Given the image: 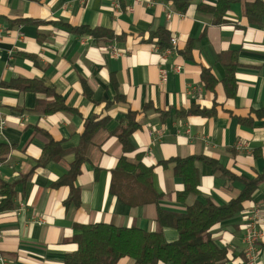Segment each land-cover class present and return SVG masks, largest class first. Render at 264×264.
Instances as JSON below:
<instances>
[{
    "label": "crops",
    "instance_id": "crops-1",
    "mask_svg": "<svg viewBox=\"0 0 264 264\" xmlns=\"http://www.w3.org/2000/svg\"><path fill=\"white\" fill-rule=\"evenodd\" d=\"M252 2L264 0H230L223 13L219 0H189L183 10L172 0H0L6 120L0 144L7 148L0 154V203L4 184L13 185L11 207L0 211L1 255L12 264H64L65 255L77 249L72 238L81 225L155 231L158 208L184 213L195 202L223 205L245 181L264 173V15L248 19L245 7ZM69 26L103 28L113 36L79 34ZM161 30L167 33L164 44L177 39L164 57L152 48L166 47L153 35ZM110 44L119 56L108 53ZM231 62L232 80L226 82L225 65ZM22 80L53 90L71 110L42 112L37 105L50 104L54 93L13 86ZM195 108L205 112H191ZM129 110L136 112L138 128L126 158L152 168L158 204L129 206L109 191L123 154L114 131ZM91 118L102 125L73 182L79 206L66 205L70 187L55 182L67 173L83 123ZM49 140L64 154L43 162ZM188 156L211 159L221 170L196 160L197 192L180 199L184 185L173 159ZM257 205L264 230V181L240 213L211 228L213 240L226 249L227 264H243L245 219ZM162 232L166 241L177 239L173 227ZM257 260L264 264V238ZM118 264L135 263L122 258Z\"/></svg>",
    "mask_w": 264,
    "mask_h": 264
},
{
    "label": "trees",
    "instance_id": "trees-1",
    "mask_svg": "<svg viewBox=\"0 0 264 264\" xmlns=\"http://www.w3.org/2000/svg\"><path fill=\"white\" fill-rule=\"evenodd\" d=\"M188 1L172 0L180 10L184 9ZM229 2L230 0H226L225 4L222 5L219 0V13H223L227 9ZM245 13L250 21L261 17L264 15V2L246 4ZM69 29L79 34H88L94 37L113 36L112 32L103 28L69 26ZM153 35L158 36L161 46L168 45V42L163 43V40L167 38L165 31L161 30ZM229 55L232 59L233 54L229 53ZM225 66V81H231L235 62ZM6 85L10 86L9 83ZM13 86L21 90L54 93L53 90L33 80L16 81ZM53 96L54 100L50 104L37 105V108L44 113L71 110L60 95L54 93ZM191 112L204 113L205 111L195 108ZM125 119L124 125L119 126L114 131L121 144L123 154L112 171L109 191L129 206L148 203L158 204L161 196L153 187L152 168L139 161L130 162L126 158V154L133 150L131 134L138 128L136 112L129 110ZM83 125L80 142L73 150L75 158L67 173L55 182L56 185L67 184L70 187L69 197L65 201L66 205L79 206L78 189L74 187L73 182L79 175L81 164L85 160V149L102 124L100 121L91 118L86 119ZM58 148V143L49 140L40 160L46 162L51 159H60L64 152ZM6 150L7 148L0 144V154ZM199 159L207 162L214 169L221 170V166L215 161L204 160L199 156L173 159L175 163L174 173L182 178L184 185L183 190L177 195L180 199L189 193L197 192L198 174L194 162ZM261 181H264V173L252 180L245 181L244 188L238 196L223 205H217L210 201L205 204L195 202L187 207L184 213H175L158 208V228L151 232L136 226L118 227L105 223L81 225L72 238L77 244V249L66 254L63 262L64 264H118L122 258H130L135 264H227L226 249L220 247L213 240L210 230L214 225L240 213L242 203L250 198L254 188ZM12 187L11 184H4L1 192L5 194V199L0 203V211L11 207ZM165 226L177 230L176 240L166 241L164 239L162 229Z\"/></svg>",
    "mask_w": 264,
    "mask_h": 264
},
{
    "label": "built area",
    "instance_id": "built-area-1",
    "mask_svg": "<svg viewBox=\"0 0 264 264\" xmlns=\"http://www.w3.org/2000/svg\"><path fill=\"white\" fill-rule=\"evenodd\" d=\"M140 0H133V2H139ZM117 2V1H115ZM117 6V3H114ZM3 27L0 25V32ZM177 44L176 37H170L169 45L160 49L157 45H152L154 51L160 53L161 56H165L175 50ZM107 51L112 56H119L121 51L113 44L107 45ZM178 67H176L177 69ZM166 73L165 71H160V81H165ZM6 125V120L1 110V97H0V135ZM261 217L260 206H254L248 212L245 219V231L242 237V242L244 244V262L243 264H258L257 255L259 251V246L264 238V230L259 225V219ZM0 264H12L7 258L0 254Z\"/></svg>",
    "mask_w": 264,
    "mask_h": 264
}]
</instances>
